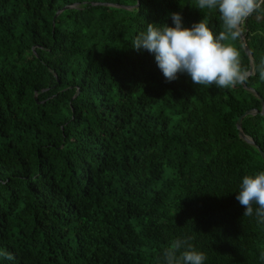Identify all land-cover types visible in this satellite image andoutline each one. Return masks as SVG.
<instances>
[{"label":"trees","instance_id":"16d2710c","mask_svg":"<svg viewBox=\"0 0 264 264\" xmlns=\"http://www.w3.org/2000/svg\"><path fill=\"white\" fill-rule=\"evenodd\" d=\"M172 13L222 30L196 0H0V250L14 257L0 264H162L184 237L204 264H264V224L236 200L264 171V113L242 123L254 145L237 128L263 112L264 82L167 81L132 44ZM242 35L250 70L264 13Z\"/></svg>","mask_w":264,"mask_h":264},{"label":"clouds","instance_id":"9594fccd","mask_svg":"<svg viewBox=\"0 0 264 264\" xmlns=\"http://www.w3.org/2000/svg\"><path fill=\"white\" fill-rule=\"evenodd\" d=\"M196 7L219 13L222 30L218 35L206 19L189 28L183 26L179 13H172L174 27L148 24L146 31L136 36L133 48L153 54L157 67L169 82L179 74H186L194 85L230 89L246 84L257 73L264 82V59L250 71L242 66L240 51L232 43L240 37L249 17L264 13V0H196ZM236 200L245 209L243 216H255L258 224H264V171L243 177ZM190 240V237L172 240L162 250V264H204L205 254L195 250ZM0 257L14 259L3 250ZM260 260L264 261V251Z\"/></svg>","mask_w":264,"mask_h":264},{"label":"water","instance_id":"95a60500","mask_svg":"<svg viewBox=\"0 0 264 264\" xmlns=\"http://www.w3.org/2000/svg\"><path fill=\"white\" fill-rule=\"evenodd\" d=\"M116 7H120V6H116ZM128 9H129V8H128ZM60 12H61V11H60ZM60 12H59V13H60ZM59 13H58V14H59ZM240 36H241V41H242V44H243V47H244V50H245L246 54L249 55V56H251V55H250L251 52H250V49H249V47H248V45H247V43H246L245 37L242 35V33H241ZM252 69H253V68H251L250 71H251ZM249 90L252 91V92H254V90L251 89V88H249ZM262 102H263V109H262L263 112H257V111L252 112V111H247L246 113L243 114V116L240 117V119H239V121H238V124H237V128H238V130H239L240 137H241L244 141H246L247 143H249V144H251V145H254V141H253L251 138H249V137L243 132V130H242V123H243L244 118L247 117V116H250V115H256V114H259V113H261V114L264 113V101H262ZM261 153H262V156H263V159H264V152L261 151Z\"/></svg>","mask_w":264,"mask_h":264},{"label":"rangeland","instance_id":"374dc122","mask_svg":"<svg viewBox=\"0 0 264 264\" xmlns=\"http://www.w3.org/2000/svg\"><path fill=\"white\" fill-rule=\"evenodd\" d=\"M252 68H254V67H252Z\"/></svg>","mask_w":264,"mask_h":264}]
</instances>
